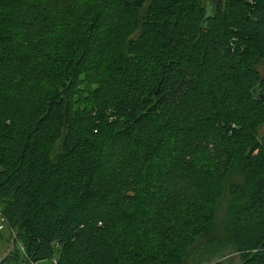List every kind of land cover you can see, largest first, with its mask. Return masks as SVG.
Listing matches in <instances>:
<instances>
[{"label": "trees", "instance_id": "16d2710c", "mask_svg": "<svg viewBox=\"0 0 264 264\" xmlns=\"http://www.w3.org/2000/svg\"><path fill=\"white\" fill-rule=\"evenodd\" d=\"M262 61L264 0H0V264H187L240 161L264 264Z\"/></svg>", "mask_w": 264, "mask_h": 264}, {"label": "rangeland", "instance_id": "374dc122", "mask_svg": "<svg viewBox=\"0 0 264 264\" xmlns=\"http://www.w3.org/2000/svg\"><path fill=\"white\" fill-rule=\"evenodd\" d=\"M63 1V0H62ZM259 70L264 74V61L259 65ZM258 135H264V125L261 126ZM214 149L211 148V156L215 160ZM227 190L225 191L223 198L221 199L218 207V213L215 221L214 228L202 239L197 242V246L190 258H187V264H206L204 262V256L207 250L204 246L210 243L211 240L215 241L214 251L220 250L223 244L228 245V248L223 252L217 253L210 262L221 261L227 264H240L244 259L243 249L240 248V243L243 241V245L252 247L253 251H256L260 246V236H255L254 231L249 233L247 230L241 229L237 232L233 226V212L246 201V197L240 195L238 192H234V186L244 185L245 176L243 172V161L237 163L232 169L231 173L226 178ZM2 206H0V224H4L5 227L0 231V260L11 252H14L16 248L23 250L21 240L18 239V231L16 229H10L6 221L2 217ZM247 253V251H245ZM204 258V259H203ZM24 255L22 253L19 261L14 264H23ZM55 260V259H54ZM53 259H45L37 264H55Z\"/></svg>", "mask_w": 264, "mask_h": 264}, {"label": "built area", "instance_id": "2783aa9c", "mask_svg": "<svg viewBox=\"0 0 264 264\" xmlns=\"http://www.w3.org/2000/svg\"><path fill=\"white\" fill-rule=\"evenodd\" d=\"M5 227L4 224H0V231H2V229Z\"/></svg>", "mask_w": 264, "mask_h": 264}, {"label": "water", "instance_id": "95a60500", "mask_svg": "<svg viewBox=\"0 0 264 264\" xmlns=\"http://www.w3.org/2000/svg\"><path fill=\"white\" fill-rule=\"evenodd\" d=\"M3 260V258L0 260V262Z\"/></svg>", "mask_w": 264, "mask_h": 264}]
</instances>
